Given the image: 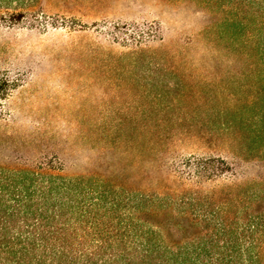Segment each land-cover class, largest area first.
<instances>
[{
    "label": "rangeland",
    "instance_id": "1",
    "mask_svg": "<svg viewBox=\"0 0 264 264\" xmlns=\"http://www.w3.org/2000/svg\"><path fill=\"white\" fill-rule=\"evenodd\" d=\"M237 3L36 0L0 19V73L15 81L0 104V167L59 161L127 187L140 131L169 136L156 147L172 156L264 177V62Z\"/></svg>",
    "mask_w": 264,
    "mask_h": 264
},
{
    "label": "trees",
    "instance_id": "2",
    "mask_svg": "<svg viewBox=\"0 0 264 264\" xmlns=\"http://www.w3.org/2000/svg\"><path fill=\"white\" fill-rule=\"evenodd\" d=\"M35 2L0 0V19ZM237 5L263 63L264 0ZM14 87L0 73V104ZM133 134L127 187L59 161L0 167V264H264L263 176L219 156H172L156 147L167 135Z\"/></svg>",
    "mask_w": 264,
    "mask_h": 264
}]
</instances>
